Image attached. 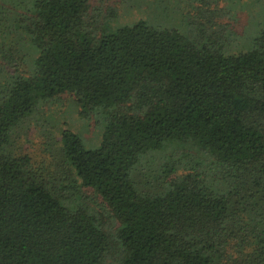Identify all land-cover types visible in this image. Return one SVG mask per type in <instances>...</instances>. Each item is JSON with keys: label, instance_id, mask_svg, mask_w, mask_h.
Instances as JSON below:
<instances>
[{"label": "trees", "instance_id": "1", "mask_svg": "<svg viewBox=\"0 0 264 264\" xmlns=\"http://www.w3.org/2000/svg\"><path fill=\"white\" fill-rule=\"evenodd\" d=\"M175 1L0 0V264H264V0Z\"/></svg>", "mask_w": 264, "mask_h": 264}, {"label": "rangeland", "instance_id": "2", "mask_svg": "<svg viewBox=\"0 0 264 264\" xmlns=\"http://www.w3.org/2000/svg\"><path fill=\"white\" fill-rule=\"evenodd\" d=\"M169 1V5H167ZM101 8L115 7L118 8V17L114 20V27H119L124 24H130L142 19H152L151 17L160 13L163 8H171L174 5L175 0H99ZM98 2V3H99ZM97 3V4H98ZM245 7L237 11L235 15V22H232L234 29L238 33H245L248 29L249 22L251 21L253 11L251 14ZM165 10V9H164ZM164 25L178 26L172 20H161ZM53 112L58 115V119L55 121V125L58 123L63 124V129L70 130L78 134L84 143L86 148H92L97 145L99 133L92 126H89L84 119H80L77 116V110L72 107L71 101L65 96L61 98L60 104L53 109ZM77 116V117H76ZM24 149H27L24 146Z\"/></svg>", "mask_w": 264, "mask_h": 264}]
</instances>
